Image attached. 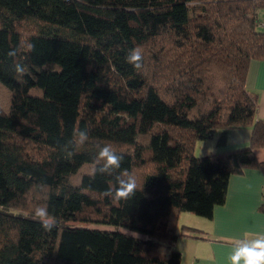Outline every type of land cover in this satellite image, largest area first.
Returning <instances> with one entry per match:
<instances>
[{
	"label": "trees",
	"instance_id": "trees-1",
	"mask_svg": "<svg viewBox=\"0 0 264 264\" xmlns=\"http://www.w3.org/2000/svg\"><path fill=\"white\" fill-rule=\"evenodd\" d=\"M261 7L264 0H0V264H180L172 245L196 229L178 231L179 213L210 218L230 176L260 165L253 149L264 145V119L255 118L245 77L251 60L264 59ZM135 47L140 70L125 60ZM246 125L248 145L194 155L214 130L221 147L227 130ZM85 128V147L61 150ZM97 144L124 155L112 176L92 175ZM124 171L136 195L105 197ZM35 196L56 217L51 232L32 218Z\"/></svg>",
	"mask_w": 264,
	"mask_h": 264
},
{
	"label": "crops",
	"instance_id": "crops-1",
	"mask_svg": "<svg viewBox=\"0 0 264 264\" xmlns=\"http://www.w3.org/2000/svg\"><path fill=\"white\" fill-rule=\"evenodd\" d=\"M245 85L257 96L255 118L264 119V59L250 61ZM251 136L252 126L231 128L225 145L215 146L214 151L246 146ZM253 152L260 165L230 176L225 200L214 207L210 218L179 213L178 231H184L183 226L196 229L185 230L186 235L172 245L180 252V264H229L228 256L237 239L264 235V145L254 147Z\"/></svg>",
	"mask_w": 264,
	"mask_h": 264
},
{
	"label": "clouds",
	"instance_id": "clouds-1",
	"mask_svg": "<svg viewBox=\"0 0 264 264\" xmlns=\"http://www.w3.org/2000/svg\"><path fill=\"white\" fill-rule=\"evenodd\" d=\"M29 50L34 46L29 45ZM19 53L17 49L9 51L8 56L13 58V72L20 77L26 74L25 66L18 59ZM125 60L134 69L140 70L143 67V54L140 47L131 49L125 57ZM90 140L88 129H78L73 133L62 151L68 155L75 154L76 150L83 148ZM97 152L94 157V167L92 171L93 177L96 174L112 176L121 169L124 155L118 153L111 144L96 145ZM116 186L109 187L103 193L115 201L128 200L136 195L138 190L136 178L129 172L124 171L115 175ZM32 218L39 222L41 228L46 232H51L57 227L56 217L50 214L46 205H38L34 208ZM137 234V233H136ZM138 235V234H137ZM229 264H264V235L254 238L237 239L234 247L228 256Z\"/></svg>",
	"mask_w": 264,
	"mask_h": 264
},
{
	"label": "rangeland",
	"instance_id": "rangeland-1",
	"mask_svg": "<svg viewBox=\"0 0 264 264\" xmlns=\"http://www.w3.org/2000/svg\"><path fill=\"white\" fill-rule=\"evenodd\" d=\"M257 13H258V17H259L260 21L261 22L264 21V7L259 8ZM218 131H219V129L214 130L213 136L209 139L196 141V144L193 148V153L195 156L205 155V154H208V153L214 151L215 141H216L217 136L219 135ZM71 180L72 181L75 180V177H73ZM39 196H35L34 198H32L30 200V203H29L30 207L35 208L36 206L40 205L39 201H38ZM84 224L91 226V227H101V228H108V229L114 228L112 225L103 224V223H99V222H88V223H84ZM124 229H125V231H127L129 233H132L135 235L138 234V233L136 234V232H134V231H131L130 229H126V228H124ZM139 235L140 234H138V236Z\"/></svg>",
	"mask_w": 264,
	"mask_h": 264
}]
</instances>
